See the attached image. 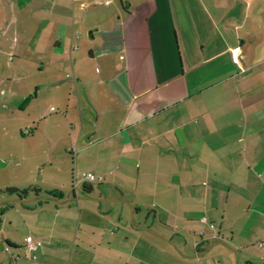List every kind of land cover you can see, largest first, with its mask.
Segmentation results:
<instances>
[{"label": "crops", "instance_id": "1", "mask_svg": "<svg viewBox=\"0 0 264 264\" xmlns=\"http://www.w3.org/2000/svg\"><path fill=\"white\" fill-rule=\"evenodd\" d=\"M96 1L5 0L36 151L8 184L40 192L0 264H233L264 238V0Z\"/></svg>", "mask_w": 264, "mask_h": 264}, {"label": "rangeland", "instance_id": "2", "mask_svg": "<svg viewBox=\"0 0 264 264\" xmlns=\"http://www.w3.org/2000/svg\"><path fill=\"white\" fill-rule=\"evenodd\" d=\"M6 4L5 0H0V212L4 210L6 204L8 205L7 199L11 196L16 199L13 193L7 191V188L14 186V184L8 183L10 181H16L15 179L10 180L11 177L9 176L14 170L29 163L30 160L33 159L34 154H36V151L32 148V140L27 138L22 139L20 136L21 140L17 139L15 134L16 123L20 118L24 119L26 116L23 115L25 112L19 113L17 111L16 113H12L10 106H12L13 94L21 93V91L26 88L27 82L25 80L28 79V82L31 83L30 78L26 76L27 74L31 75L30 73L32 71H30L26 65H21L20 60L16 57V55H20L23 51V49L15 47V42H12L13 38H16V34H13V38H10V35H12L11 33H7V35L4 36V33L1 31L6 27V22L11 15L9 12L10 9H7ZM19 20H22L21 16H19ZM27 57L28 56L25 58ZM21 75L25 76L21 78ZM20 78L24 82V86L23 83L20 82ZM71 147L75 146L73 145L69 148ZM69 148L67 151L71 154ZM21 155L25 159L23 163L20 162ZM16 183L19 182L17 181ZM20 187L22 188L23 186ZM236 234H238L237 231ZM253 240H250L251 243H249V247L243 250V252L240 251L237 246L236 249L238 250L233 249V251L236 250V253L233 252V264L264 263L262 260V248L258 245L260 241H264V238H259L255 243L252 242ZM224 244L228 245L230 243L227 241V243ZM230 245L233 248L235 247L233 243Z\"/></svg>", "mask_w": 264, "mask_h": 264}, {"label": "built area", "instance_id": "3", "mask_svg": "<svg viewBox=\"0 0 264 264\" xmlns=\"http://www.w3.org/2000/svg\"><path fill=\"white\" fill-rule=\"evenodd\" d=\"M111 2H112V0H103V1H96L95 4H98V5H100V4L109 5ZM88 6H89V4H86V3H84V4L82 5L83 8H86V7H88ZM51 110H54V108L51 107ZM24 133H25V134H28V133H29V130H28V129H25V130H24ZM76 151H77V150H76L75 147H71V148H69V152H70L72 155H74V154L76 153ZM83 179H84L85 181H93V180L95 179V177H94V175L91 174V173H86V174L83 176ZM202 221L207 222V218H206V217H203V218H202ZM208 224H209V227H210L211 229H214V224H213L212 222H209ZM25 242H26V246H27L29 249H30V248H33V247H35V246H39V245L41 244L40 242H35V241H33L30 237H27ZM259 246H262V243H261V242L259 243Z\"/></svg>", "mask_w": 264, "mask_h": 264}, {"label": "trees", "instance_id": "4", "mask_svg": "<svg viewBox=\"0 0 264 264\" xmlns=\"http://www.w3.org/2000/svg\"><path fill=\"white\" fill-rule=\"evenodd\" d=\"M7 191H9L10 193H13L16 195L17 198L19 199H23L26 197V195L28 194V192L32 191V192H40V188H36L32 185H29L25 188H22V189H18L16 187H9L7 188ZM47 194H50V195H55V191L54 190H51V191H47L46 192Z\"/></svg>", "mask_w": 264, "mask_h": 264}]
</instances>
